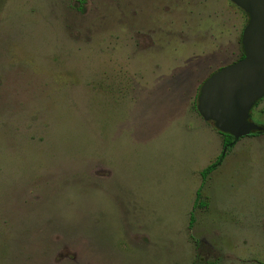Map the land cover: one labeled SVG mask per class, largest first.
I'll use <instances>...</instances> for the list:
<instances>
[{
  "label": "rangeland",
  "instance_id": "374dc122",
  "mask_svg": "<svg viewBox=\"0 0 264 264\" xmlns=\"http://www.w3.org/2000/svg\"><path fill=\"white\" fill-rule=\"evenodd\" d=\"M246 23L230 0H0V264L264 263V133L200 175L222 138L197 96Z\"/></svg>",
  "mask_w": 264,
  "mask_h": 264
},
{
  "label": "water",
  "instance_id": "95a60500",
  "mask_svg": "<svg viewBox=\"0 0 264 264\" xmlns=\"http://www.w3.org/2000/svg\"><path fill=\"white\" fill-rule=\"evenodd\" d=\"M247 15L242 31L244 57L208 77L200 88L196 109L220 133L239 140L261 127L249 112L264 97V0H230Z\"/></svg>",
  "mask_w": 264,
  "mask_h": 264
},
{
  "label": "trees",
  "instance_id": "16d2710c",
  "mask_svg": "<svg viewBox=\"0 0 264 264\" xmlns=\"http://www.w3.org/2000/svg\"><path fill=\"white\" fill-rule=\"evenodd\" d=\"M244 57V54H243V51L239 57V59L243 58ZM238 59V60H239ZM198 97V96H197ZM260 101V100H259ZM256 102V104L254 106H256L258 104V102ZM253 106V107H254ZM212 124V123H211ZM261 127V130L260 131H255V132H252L250 135L252 134H261V133H264V125L263 126H260ZM218 133L220 134L221 138H222V152L220 154V156L218 157L217 161L211 165H209L208 167H206L202 172H201V177L203 179L206 178V176L211 173L213 170H215V168L221 163L222 159L224 158V155L231 150V148L233 147V145L235 144L236 141H234V138L229 135V134H226V133H220L218 131ZM199 196H200V193H199V190L196 192V198H195V203L197 204V200L199 199ZM261 264H264V263H261Z\"/></svg>",
  "mask_w": 264,
  "mask_h": 264
}]
</instances>
